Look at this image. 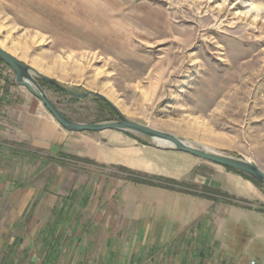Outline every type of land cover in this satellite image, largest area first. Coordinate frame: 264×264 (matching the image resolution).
<instances>
[{
  "label": "rangeland",
  "instance_id": "rangeland-1",
  "mask_svg": "<svg viewBox=\"0 0 264 264\" xmlns=\"http://www.w3.org/2000/svg\"><path fill=\"white\" fill-rule=\"evenodd\" d=\"M222 7L247 19L234 28L226 26L225 15L215 21L212 13ZM248 22L264 25V0H0V47L68 90L104 96L129 121L179 137L197 149L254 163L264 172V30ZM3 69L10 70L0 63V79ZM38 83L73 122L117 121L96 98L76 99ZM117 132L128 134L144 156V171L136 174L176 180L181 191L204 193L215 201L136 185L110 165L68 160L61 167L42 160L41 186L51 197L44 209L28 213L27 220L53 219L50 208L65 204L64 197L71 193L68 204L74 209L63 221L141 220L152 203L164 204L166 216L184 221L192 208L209 213L210 219L203 214L195 222H212L205 235L176 239L153 256L143 246L137 262L133 252L131 260L116 264H258L255 247L247 249L248 238L241 244L242 226L251 228L252 216H264V187L167 146L158 148L140 135ZM217 192L242 203L228 205ZM88 200L90 207L82 209ZM96 205L103 207L90 209ZM141 206L142 211H136ZM231 212L235 215L227 220ZM226 220L238 224L229 229ZM194 227L185 235L190 237ZM62 231L82 236L86 230ZM263 242L264 237L252 235L249 244ZM35 250L42 259L37 264H42L47 246L36 245ZM65 255L58 264H107L97 255L88 262L75 255L66 263ZM55 258L46 264H57Z\"/></svg>",
  "mask_w": 264,
  "mask_h": 264
},
{
  "label": "crops",
  "instance_id": "crops-1",
  "mask_svg": "<svg viewBox=\"0 0 264 264\" xmlns=\"http://www.w3.org/2000/svg\"><path fill=\"white\" fill-rule=\"evenodd\" d=\"M1 74L3 77L0 82V264L40 263L41 254L35 253L36 245H40L41 248L44 245H54L52 252L58 250L60 252L57 254V264L64 254L66 263L73 260L75 255H80V261L83 262H88L93 255H97V260L116 264L120 260L126 259L127 262L131 260L133 252L134 262H137V253L144 252L143 246L148 255L153 256L164 246L175 244L176 239L197 240L212 229L210 221H203V225H195L196 219H200L203 214L204 219H210L208 212L194 211L191 208L188 211V219L179 221L165 215L168 211L167 206L153 203L144 208L146 216L141 220L121 222L113 218L114 220L98 219L92 222L63 221L74 209L68 204L72 193L67 194L64 199L62 196L58 197L63 199L65 204L50 208L55 214L53 219L42 223L35 216L28 221L27 214L44 209V202L51 197L50 191L41 186L42 160L66 167L68 158L74 157L94 162L101 167L110 165L134 172L144 171L141 167L145 159L137 143L129 139L130 136L127 134L103 131L94 136L95 134L64 130L38 99L25 88L15 84L10 70L3 69ZM188 196L195 199L191 195ZM88 203L89 200L81 208L90 207ZM102 207L96 205L90 209L100 210ZM113 208L115 209L114 206ZM142 208L141 206L136 211H142ZM105 209L109 212L111 208L107 205ZM175 209L178 210V207ZM155 213L161 215L156 217ZM59 214H63L61 220ZM234 215L231 212V218L227 220L232 219ZM242 215L243 212L237 214L239 217ZM249 217L247 216V219ZM252 217L251 228L247 225L242 226L244 239L241 244H245L244 240L248 238L247 249L255 247L253 257L258 264H264V242L258 243L257 246H254V243L249 244L252 235L264 237V216ZM227 220L224 226L233 228L232 224L236 222L231 223ZM193 225L195 229L188 237L185 230ZM69 229L86 231L82 236L78 234L65 236L62 230ZM62 244L64 247H61ZM50 258H53V255Z\"/></svg>",
  "mask_w": 264,
  "mask_h": 264
},
{
  "label": "water",
  "instance_id": "water-1",
  "mask_svg": "<svg viewBox=\"0 0 264 264\" xmlns=\"http://www.w3.org/2000/svg\"><path fill=\"white\" fill-rule=\"evenodd\" d=\"M0 61L11 70L14 76L15 84L17 86L25 88L32 96L38 99L43 104L48 113L52 116V118L59 124V126H61L64 130L68 132L99 133L103 131H122L134 133L152 140L157 144L158 148L161 146H167L177 152L188 154L202 161L233 170L235 172L248 176L249 178L255 180L264 187V172L254 163L233 157L224 156L221 154L212 153L202 149H197L179 137L157 131L148 126H144L133 121H129L124 118L121 113L117 110V108L104 96L94 92L80 94L68 90L59 85L53 79L40 74L32 67L21 62L18 58L11 55L9 52L5 51L1 47ZM38 80L46 82L50 86L64 93H67L68 95L76 99H85L87 97H93L104 102L116 115L117 121L92 124H82L71 121L70 119L65 117L51 102V100L45 94L43 88L38 83Z\"/></svg>",
  "mask_w": 264,
  "mask_h": 264
},
{
  "label": "trees",
  "instance_id": "trees-1",
  "mask_svg": "<svg viewBox=\"0 0 264 264\" xmlns=\"http://www.w3.org/2000/svg\"><path fill=\"white\" fill-rule=\"evenodd\" d=\"M0 63H2L0 61ZM3 64V63H2ZM46 83V82H45ZM58 90V89H57ZM60 91V90H58ZM105 104V103H104ZM107 106V104H105ZM108 107V106H107ZM109 108V107H108ZM110 109V108H109ZM111 110V109H110ZM112 111V110H111ZM128 135V134H127ZM129 136V135H128ZM69 160L71 161H81V162H84V163H87V164H90V165H96L94 162H91V161H88V160H80V159H77V158H74V157H69L68 158ZM120 172H124V173H127L129 175V180L133 183H136V184H140V185H145V186H149V187H155V188H160V189H165V190H170V191H177V192H180V193H183V194H186V195H191V196H194V197H198V198H201V199H206V200H211V201H215L213 199H210L209 197H207L204 193L202 194H196V193H193V192H189L187 191H181L179 188H177V184L176 181H173V180H169V179H161V178H151L145 174L141 176H139V174H136L135 172L133 171H130L126 168H123V167H116ZM226 169V168H225ZM227 171H230L236 175H239L241 176L243 179L247 180V181H250L252 182L254 185L256 186H259V187H263L261 184H259L258 182H256L255 180L249 178L248 176L246 175H243V174H240L238 172H235L233 170H230V169H226ZM153 180H158V181H162L164 182L165 184L164 185H155L153 184ZM183 186V185H182ZM177 188V189H176ZM218 196L222 197L223 199L222 200H225L226 203L228 205H233V206H239L240 204L239 203H242L240 200H236V198L234 196H228L227 194H224L223 192H217L216 193ZM238 201V202H236ZM61 216V218L63 217V214H59ZM47 246V253L44 257V260L42 261V264H46V262L49 260V261H52V258H50L51 255H53V257H57L60 252L58 250V252H55L53 253L52 251L54 250V245H46ZM59 248V247H58ZM58 254V255H57ZM56 259V258H55ZM48 263V262H47Z\"/></svg>",
  "mask_w": 264,
  "mask_h": 264
},
{
  "label": "bare ground",
  "instance_id": "bare-ground-1",
  "mask_svg": "<svg viewBox=\"0 0 264 264\" xmlns=\"http://www.w3.org/2000/svg\"><path fill=\"white\" fill-rule=\"evenodd\" d=\"M228 1V0H226ZM231 9V8H230ZM230 9H227L225 7L222 8H218V9H214L212 16L213 19L215 21L219 20V18L222 15H225L226 17V26L230 27V28H234L235 25L240 22V21H244L247 19V17H242L238 14H233ZM249 23V22H248ZM249 25H251L252 27H254L255 29H257L258 31H263L264 30V25L262 23H255V22H250ZM174 43V42H173Z\"/></svg>",
  "mask_w": 264,
  "mask_h": 264
},
{
  "label": "built area",
  "instance_id": "built-area-1",
  "mask_svg": "<svg viewBox=\"0 0 264 264\" xmlns=\"http://www.w3.org/2000/svg\"><path fill=\"white\" fill-rule=\"evenodd\" d=\"M0 82H1V79H0Z\"/></svg>",
  "mask_w": 264,
  "mask_h": 264
}]
</instances>
